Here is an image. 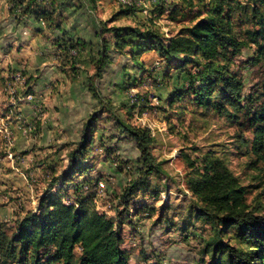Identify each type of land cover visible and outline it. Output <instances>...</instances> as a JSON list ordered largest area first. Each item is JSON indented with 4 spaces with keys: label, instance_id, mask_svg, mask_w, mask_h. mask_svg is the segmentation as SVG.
Segmentation results:
<instances>
[{
    "label": "rangeland",
    "instance_id": "374dc122",
    "mask_svg": "<svg viewBox=\"0 0 264 264\" xmlns=\"http://www.w3.org/2000/svg\"><path fill=\"white\" fill-rule=\"evenodd\" d=\"M230 1L235 6L251 5V0ZM261 7L264 10V2ZM182 9L183 0H132L129 4L123 0H59L58 12L62 14L66 36L76 44L85 43L69 47L68 41L57 45L63 33L33 18L17 19L8 0H0V42L20 41L18 49L3 52L8 71L0 58V74L8 73L0 84V109L7 112L9 126L15 118L23 135L36 140L17 155L16 136L10 127L11 143L5 136L0 143L1 174L14 167L28 182H39L35 195L40 200L46 194L44 187L50 182L51 173L55 170L60 174L67 169L69 152L82 140L84 125L96 116L94 143L90 154L82 159L87 170L75 175L74 182L61 191L70 204H80L89 197L100 213L117 222L124 220L122 248L129 252L130 264L209 263V258L202 256L201 242L209 235L210 226L200 220L186 223L190 195L183 155L198 161L214 152L225 158L236 128L198 108L192 92L186 91L188 78L178 73L176 63L156 52L142 55L143 65L139 66L131 58L132 49L124 54L112 51L113 63L103 70L101 78L96 77L93 59L100 49L99 34L103 29L154 27L170 38L197 21L194 17L198 7ZM245 13L240 8L231 20L234 30L247 36L246 31L254 24L245 18ZM105 37L114 41L111 33ZM256 55V45L244 49L236 58L234 71L245 82V94L259 96L264 86V61L253 65L251 60ZM17 74L22 75L23 83H15ZM92 86L97 95L90 90ZM25 94L32 96L23 97ZM28 106L33 112L30 120L21 117V109ZM121 121L151 130L156 140L153 152L163 170L150 175L148 188L131 197L130 209L123 206L121 196L130 182L140 176L143 163L136 142L117 127ZM35 145L41 151L37 164L32 157L23 155ZM247 160L229 155L230 168L245 184L251 182L253 174ZM197 164L201 166L200 162ZM53 192H57V187ZM18 196L9 188L0 190V225L8 235L14 231L12 217L19 208L14 211L6 206ZM144 204L154 211L141 217L135 210ZM165 204L171 208L166 209Z\"/></svg>",
    "mask_w": 264,
    "mask_h": 264
},
{
    "label": "trees",
    "instance_id": "16d2710c",
    "mask_svg": "<svg viewBox=\"0 0 264 264\" xmlns=\"http://www.w3.org/2000/svg\"><path fill=\"white\" fill-rule=\"evenodd\" d=\"M8 2L17 19L33 18L63 33L62 40L57 38L58 46L62 41L70 42L69 47L85 45L80 41L76 44L66 36L62 14L58 12L59 0ZM250 2L251 5L235 6L230 0H199L198 3L183 0L185 9L199 8L194 17L197 21L170 38L154 27L103 29L99 34L101 46L93 59L96 77L101 78L103 70L113 63L112 51L124 54L132 49L131 58L139 66L143 65L142 55L156 52L161 58L176 63L178 73L188 78L186 91L192 92L198 108L236 128L225 158L214 152L198 161L183 155L188 167L185 184L190 195L186 223L200 220L210 226L209 235L201 242V253L209 258L208 264H264V86L259 96L247 95L243 78L234 71L236 58L253 44L257 46V55L251 63L257 65L264 61L261 7L264 0ZM162 8L160 12H164ZM240 8L254 24V28L246 31L247 36L233 28L231 17ZM107 33L113 34V42L105 37ZM90 90L97 95L95 87ZM175 100L176 97L172 103ZM96 120L94 116L84 125L82 140L69 152L67 169L51 175L46 194L40 199L39 211L18 216L11 235L0 225V264H130V254L122 248L124 220L117 222L100 213L89 197L78 207L63 202L68 196L61 190L74 182L75 175L87 170L82 159L90 154L94 143ZM117 127L136 142L143 163L140 176L130 182L121 196L123 206L130 209L131 197L148 188L150 175L161 174L163 170L153 152L156 140L149 128L134 127L123 121ZM231 153L247 157L246 164L253 171L249 184L230 168ZM55 187L57 192H53ZM165 208L171 206L165 204ZM135 211L145 217L154 210L144 204Z\"/></svg>",
    "mask_w": 264,
    "mask_h": 264
},
{
    "label": "crops",
    "instance_id": "0c3cea01",
    "mask_svg": "<svg viewBox=\"0 0 264 264\" xmlns=\"http://www.w3.org/2000/svg\"><path fill=\"white\" fill-rule=\"evenodd\" d=\"M19 42H20L19 40L18 41L15 40L13 43H10V42L1 43L0 42V58H1V60L4 61V64H6V58L2 57L3 56V52H5V51L9 52V51H13V49H18V47L20 45ZM11 44H12V46L14 48L11 46ZM11 48H12V50H11ZM8 67H9L8 64L3 66V68H6L7 71L9 70V69H7ZM7 75H8V73L5 74L4 72H1V74H0V84L3 82L2 80L8 78ZM21 107H22V105H21ZM25 110H27V111L25 112ZM25 110L21 109V117L23 119L30 120L29 118L33 116L32 109L28 106V107L25 108ZM30 114H31V116H29ZM10 127H11V129L13 130V132L15 133V136H16V146H15L16 148L14 149V151H15V153L17 155H18L19 151H22V148H24V147L27 148L26 146H27L28 143H32L33 144V143L36 142V140H31V139L29 140L28 137L23 135L22 129H21V124L15 118H14L13 121H11ZM0 143H1V141H0ZM40 154H41L40 149L37 148V146L35 145V146H32L31 149L28 150L27 152H25L23 155L25 157H32V159L34 160L33 163L37 164ZM17 155H16V157L18 158ZM12 168H13V170L9 169L6 172H4V174H1V169H0V190L3 191L4 188L5 189L9 188L10 191H15V193L17 195H19L18 199L13 198L12 201L9 200L10 202L9 203L7 202L8 205L6 206V208L9 207L12 210L14 209V211L19 208L18 209V213H16L15 216L12 217V219L16 220L18 216H22V215L26 214L29 211H34V210H36V208L37 209L40 208L41 202L35 195V192L37 193L39 191L40 186H38L39 182L37 184L35 183L36 181L28 182L26 177H25V175H20V173H18V171H16L14 169V167H12ZM53 173L57 174V172H55V170L53 171ZM53 173H51V175ZM32 186L35 187L34 190H33ZM47 187H48V185L46 187H44V189L46 190ZM15 203H17V204H16V206L13 207V204H15ZM25 207H27V209ZM14 221H13V223H14Z\"/></svg>",
    "mask_w": 264,
    "mask_h": 264
},
{
    "label": "built area",
    "instance_id": "2783aa9c",
    "mask_svg": "<svg viewBox=\"0 0 264 264\" xmlns=\"http://www.w3.org/2000/svg\"><path fill=\"white\" fill-rule=\"evenodd\" d=\"M123 1H124L125 4H129V3H131L132 0H123ZM20 81H22L21 83H23L24 82V78L22 77V75L17 74V76L15 77V83L20 82ZM9 88L11 89V86H9ZM30 96H32V95L28 94V95H25L23 97H30ZM8 117L9 116H8L7 112L0 109V141H2L1 140L2 137L5 136L7 138V140H8V142L11 143L12 137H11V134H10V126H9L8 121H7L9 119ZM101 186H103V184ZM63 202L66 203V204H70V201H66L65 199L63 200ZM74 204L77 207L79 206L78 203H74Z\"/></svg>",
    "mask_w": 264,
    "mask_h": 264
}]
</instances>
